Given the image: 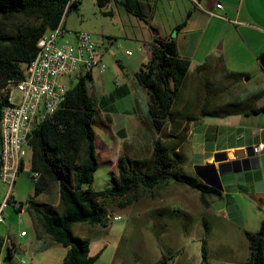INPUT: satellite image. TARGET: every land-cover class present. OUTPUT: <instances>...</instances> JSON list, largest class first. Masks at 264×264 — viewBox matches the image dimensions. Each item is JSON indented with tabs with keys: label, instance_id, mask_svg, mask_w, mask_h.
I'll return each instance as SVG.
<instances>
[{
	"label": "crops",
	"instance_id": "obj_1",
	"mask_svg": "<svg viewBox=\"0 0 264 264\" xmlns=\"http://www.w3.org/2000/svg\"><path fill=\"white\" fill-rule=\"evenodd\" d=\"M216 2H220L221 6H216ZM103 7V12L112 23L103 32L112 36L114 41L106 42L102 37L97 39L100 60L116 58L115 61L124 69L121 59H117L120 56L125 60V66H128L115 79L119 80V84H114V89L107 85V80L112 76L108 67L101 70L99 66H94L86 76L87 91L92 99L93 94L97 93L100 100L123 102L118 108H111V103L106 108L99 106L100 100L97 103L93 99L98 123L106 128L104 138L95 130L96 152L99 159V148H105L102 158L110 174L117 173V159L121 153L132 157L149 155L153 140L158 136V133L153 132L148 117V92L135 78V72L149 58L155 37L173 39L178 55L189 59L185 81H200L204 91L200 95V105L207 94L194 68L207 57L212 58L209 72V80L213 82L212 107L234 99L244 100L248 110L264 104V67L260 63V58L264 56V0H107ZM183 21L184 24L177 27ZM70 37L73 38L74 34ZM225 69L240 73L241 77H226ZM68 81L71 80L68 78ZM195 94H192L193 97ZM188 126L180 149L184 164L189 160L186 150L189 137L198 128L201 147L197 160L200 164L213 162L218 166L219 162L213 156L216 150L226 151L229 158H249L247 167L219 171L220 195H209L206 202L201 201L198 190L197 197L192 195L203 209L200 213L206 226L203 243L210 264H243L250 254L246 230L257 231L264 219V147L258 152L252 150L255 144L264 142V110L206 115L189 121ZM238 148H245L244 154L238 152L240 154L236 155ZM0 187L1 199L6 186L0 183ZM190 188L176 182L157 186L155 193L163 191L168 200H157L161 195L156 196L157 199L149 204V209L169 206L171 202L182 200L191 202L193 197L190 196ZM40 195L43 199L36 198L37 201L53 203L50 188ZM20 208L23 210L25 206ZM112 212L113 216L107 215L109 219H113L114 214H120L117 210ZM159 219L157 222L164 229L168 228L170 223L162 217H157ZM30 221L34 227L31 216ZM84 223L87 234L101 236L107 231L103 228L106 225ZM156 230L155 233L158 232ZM35 235L40 237L36 230ZM86 237L90 239L89 235ZM103 251L90 252L98 253L92 264H151L157 262L162 254L171 256L164 264H206L202 260V247L201 252Z\"/></svg>",
	"mask_w": 264,
	"mask_h": 264
},
{
	"label": "trees",
	"instance_id": "obj_2",
	"mask_svg": "<svg viewBox=\"0 0 264 264\" xmlns=\"http://www.w3.org/2000/svg\"><path fill=\"white\" fill-rule=\"evenodd\" d=\"M106 1L97 0L101 5ZM79 2L80 0H0V20L14 13L36 17L34 22L25 20L17 23L13 33H6L0 27V118L6 101L3 89L6 81L23 77L22 64L35 55L39 37L56 26L61 19L63 23L64 13ZM189 64L188 58L178 55L173 39L154 38L149 58L135 72V78L148 92V117L153 132L158 133V136L153 140L149 155L132 157L121 153L118 156L117 173L111 174L110 186H92L98 160L94 129L96 108L86 87L89 71L77 75L75 82L68 86L65 99L56 111L31 130L27 142L31 152L30 168L32 172L38 171L39 174L34 179V194L38 195L56 184L59 204L29 198L25 208L45 233L66 247L59 264H92L97 258L98 253L89 252V238L75 234L71 225L79 221L106 225L109 217L103 204L105 200L123 197L125 202L121 203H129L137 196L138 189L155 194L157 186L176 182L198 190L201 201L206 202L207 196H218L221 193L219 171L238 170L249 165L248 157L229 158L226 151H216L213 156L219 162L218 166L213 162L198 163L195 164L194 173L184 170V155L180 149L189 121L206 115L264 110V104L248 110L245 101L237 99L212 107L210 102L213 84L209 80L211 57L194 68L205 87V100L200 105L198 92L187 102H182L179 100L180 93ZM225 75L234 79L241 77L240 73L226 69ZM22 206L23 202H20L18 207ZM35 230L37 231L36 227ZM246 236L250 254L243 264H264V219L257 231L246 230ZM3 244L4 238L0 236V257ZM13 247L14 244L7 245L4 255L10 256ZM168 257H171L170 254H162L157 262L151 264H164ZM202 260L210 264L204 244Z\"/></svg>",
	"mask_w": 264,
	"mask_h": 264
},
{
	"label": "rangeland",
	"instance_id": "obj_3",
	"mask_svg": "<svg viewBox=\"0 0 264 264\" xmlns=\"http://www.w3.org/2000/svg\"><path fill=\"white\" fill-rule=\"evenodd\" d=\"M103 9V5L99 4L97 0H80L78 5L70 6L64 13L63 21L65 27L74 31H89L96 45L97 39L101 37L106 42L114 41L112 36H108L103 32L112 25L111 19L103 12ZM25 20L34 22L36 21V17L14 13L9 17L1 19L0 27L6 33H13L16 24ZM69 34L71 33L68 32ZM117 59H121L120 61L124 67L128 68V66H125L123 58L117 56ZM115 60L116 58L102 61L112 72V76L107 80L108 87L112 89H114L113 81L120 77L122 71H125V68L123 69L118 64L119 62ZM114 71L117 73H114ZM78 73H84L81 71L80 65H78L74 73L65 77V82L73 84ZM68 78L71 81H68ZM211 84H213L212 81ZM198 92H200V95H203L204 92L200 86V82L187 79L184 82L179 100L187 102L193 97L192 94H197ZM93 99L98 103L100 100L99 94L94 93ZM201 99L200 97V101ZM110 103L112 104L111 108H118L119 105H123V102L117 103L101 98L99 106L107 108ZM101 107L99 108L102 110ZM97 114L96 112L94 129L99 136L104 138L106 128L98 123ZM187 147L189 160H186L184 170L194 173L195 164L200 163L197 160L200 158V128L194 131L191 138L189 137ZM104 152L105 148L100 147V160L97 156L98 166L94 172V180L92 182L94 188L107 187L112 182L111 174L107 171V164L103 162L102 157ZM30 154V148L26 146L25 153L22 156L23 167L16 177V183H14L15 201L10 202L5 207L3 212L4 220L0 221V236L4 238L0 264H20L22 259L25 261L23 264H59L66 252V247L53 240L39 227L37 221L34 220V225L38 235H40V237H37L27 209L22 210L21 208H17L20 202H23V206H25L29 198L43 199L42 195L34 194V179L31 175ZM190 160L192 161V165H190ZM1 187L0 190L2 189ZM49 188L50 199L53 201V203H50L58 205L57 185L52 184ZM189 190L190 196L195 195L197 197V190L192 188ZM137 191V196L129 203L122 204L121 202H125L123 197L104 201L103 204L108 214L113 216L112 211L117 210L121 214V218L117 220L110 218L106 226L103 227L107 231L101 236L87 234L84 231V222H74L71 225V229L75 234L80 236L89 235L91 239L89 252H96L98 250H104L103 252H201V247L205 240L203 236L206 235V226L204 220L200 218V213L203 209L200 208V202L194 199L196 197L192 196L191 202L182 200L171 202L169 206L149 209V204L151 201L157 199L156 196L161 195L157 200H168L164 192L152 194L144 192L141 189ZM157 217H162L165 222L170 223L169 226L167 225L168 228L164 229V226L158 223L160 219L157 220ZM155 218L156 221H154ZM23 229L27 232L26 235L21 234V230ZM155 229H158L157 233H155ZM12 244H14V247L11 250V255H4L7 245Z\"/></svg>",
	"mask_w": 264,
	"mask_h": 264
},
{
	"label": "built area",
	"instance_id": "obj_4",
	"mask_svg": "<svg viewBox=\"0 0 264 264\" xmlns=\"http://www.w3.org/2000/svg\"><path fill=\"white\" fill-rule=\"evenodd\" d=\"M216 6H221L216 2ZM68 32L74 34L70 37ZM131 53L130 50H126ZM86 73L92 67L106 69L100 60L98 49L89 31L68 30L62 19L56 26L46 30L37 41L35 55L23 64L24 74L20 79H8L3 87L6 101L5 116L0 122L4 129L1 147L2 174L0 183H4L5 192L0 199V221L4 220V209L14 199V183L23 166L22 156L28 146L31 130L41 121L52 115L65 99L68 84L64 77L77 70ZM115 85L119 80L114 81ZM264 147V142L252 146L253 152ZM36 179L38 171L32 172ZM121 214H114L113 219H120ZM21 234H25L21 230ZM24 259L21 260L23 264Z\"/></svg>",
	"mask_w": 264,
	"mask_h": 264
},
{
	"label": "bare ground",
	"instance_id": "obj_5",
	"mask_svg": "<svg viewBox=\"0 0 264 264\" xmlns=\"http://www.w3.org/2000/svg\"><path fill=\"white\" fill-rule=\"evenodd\" d=\"M4 116H5V106H2L0 122H3ZM0 132H1V147H2L3 139H4V129H3L2 125H0ZM1 174H2V162H1V165H0V175Z\"/></svg>",
	"mask_w": 264,
	"mask_h": 264
},
{
	"label": "water",
	"instance_id": "obj_6",
	"mask_svg": "<svg viewBox=\"0 0 264 264\" xmlns=\"http://www.w3.org/2000/svg\"><path fill=\"white\" fill-rule=\"evenodd\" d=\"M260 63H261V65L264 67V56H262V57L260 58ZM238 152H241V154H244V152H245V148H238V149L236 150V155L240 154V153H238Z\"/></svg>",
	"mask_w": 264,
	"mask_h": 264
}]
</instances>
